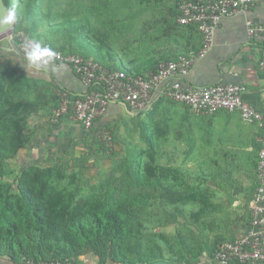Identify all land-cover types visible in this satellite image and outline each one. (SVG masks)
Returning <instances> with one entry per match:
<instances>
[{"label":"trees","instance_id":"16d2710c","mask_svg":"<svg viewBox=\"0 0 264 264\" xmlns=\"http://www.w3.org/2000/svg\"><path fill=\"white\" fill-rule=\"evenodd\" d=\"M39 1L20 0L16 3L19 19L26 26L22 27L19 21L15 29H23L34 39L63 53L80 54L77 51L83 47L80 44L76 46L77 39L75 41L74 38L82 36L87 26L85 22L73 18L57 23L49 22L47 29L53 33V37L61 33L54 40L38 32V18L35 15L39 10ZM137 1L142 6H149L152 1L165 5L159 17L147 24L163 37H173L176 44H179L177 51L189 54L200 49L193 47L191 50L188 45L180 43L178 37H184L185 32L194 34L197 29L176 23L178 0H169L170 4L165 0ZM102 4L103 0H89L85 16H95L96 8ZM106 4L108 7L112 2ZM21 6L23 10L19 9ZM48 17L49 14L44 15L46 21ZM110 29L117 28L111 25ZM65 36L67 40L64 38L59 42ZM88 37L83 36L85 39ZM94 37L99 41L97 45L104 46L111 56L108 32L96 28ZM170 57L166 54L163 60ZM149 61L153 66L155 58L145 60ZM108 66L117 69L114 65ZM123 67L129 74L145 71ZM61 91L65 90L56 91L46 85L36 86L31 80L16 75L7 79L5 72H0V259L13 264H21L25 260L35 264H49L53 261L84 264L82 256L91 253L97 258L98 264H156L160 261L194 264L192 261L198 259V253L192 246L185 245L183 251H178L176 258H166L157 241H145L143 238L142 218L146 205L161 199L176 203L184 197L183 193L170 185H163L156 175V168L151 164L145 166L146 173L143 174L130 159L125 164L115 162L102 181L89 185L98 194L95 199L76 196L75 192L65 193L64 188L59 189L55 182L66 177L65 170L59 164L42 166L30 163L20 169L12 180L7 179L14 171L9 160L31 140L33 131L29 127V118L39 112H52L58 107ZM150 160H154V156H150ZM163 170L164 167L159 168V172ZM76 176L75 172H71L68 179L74 182ZM76 190L79 192L83 187L77 186ZM187 195L188 199L199 201L203 206L212 205L208 201V194L197 185L192 186ZM200 212H193L192 215L198 216ZM157 235L163 237L162 234ZM220 243L217 240L212 246H207V257L214 258Z\"/></svg>","mask_w":264,"mask_h":264},{"label":"rangeland","instance_id":"374dc122","mask_svg":"<svg viewBox=\"0 0 264 264\" xmlns=\"http://www.w3.org/2000/svg\"><path fill=\"white\" fill-rule=\"evenodd\" d=\"M19 1L6 0L8 7H11L13 2L18 3ZM39 2V10L35 15L38 18L37 24L41 27V31L38 32L53 37V33L47 29L49 22L57 23L66 21L68 18L85 22L87 26L81 33L82 36L74 38L75 41L77 39L76 46L80 44L83 47L81 49L83 53L80 50L77 53L96 59L106 66L114 65L118 68L130 66L127 58L140 60L142 57H147L146 54L150 53L148 51L151 50V46L153 49L170 47L175 50L179 47L173 37H163L161 33L147 24L157 19L160 12L165 10L163 4L158 5L152 1L149 6H142L137 0H106L105 2L103 0L101 7L96 8L95 16L86 17L89 0H40ZM107 2H112V4L106 7ZM165 2L171 3L169 0ZM19 9L23 10L24 7L21 6ZM46 14L50 16L47 21L44 18ZM19 24L22 27L26 26L23 21ZM111 25L117 29L109 30ZM96 28L108 32L110 38L108 37L107 42L111 47V56L104 46L102 48L99 44L97 45L99 41L94 37ZM91 29L92 33L89 31ZM6 34L7 32H4L1 36ZM86 35L90 37L83 38ZM54 36L56 37L52 39L56 40L61 33L54 34ZM64 38L67 40L65 36L61 37L59 42H62ZM1 71L3 70L0 69ZM9 77L13 76L10 74ZM159 102L165 103L166 100L161 99L154 102L153 110L147 111L143 117L138 115L126 121L124 126L125 128L127 126V130L123 128L120 134H116L111 129L110 132L96 130L93 135L90 134L89 141L86 140L87 142L73 149L75 154L72 153L73 155L69 156L66 153L69 147L66 148L65 153H62V157L56 152L51 154L49 151L52 150H44L43 153L41 152L43 156L41 162L32 161L30 163L42 166L59 164L65 170L66 177L60 182H55L57 187L66 189L65 193L75 192L76 196L83 195L91 199H95L98 194L89 185L102 181L115 162L125 164L130 159L143 174L146 173L147 164L153 165L159 181L183 193L184 197L176 203L161 199L152 201V205H146L142 218L145 233L143 238L145 241H157L166 258H176L178 251H183V247L188 244L198 253V259L192 262L202 264V261L207 258V246H212L214 241L221 238L224 239L227 232H230L235 224H239L241 216L247 212L249 187L254 182L253 168L256 149L252 152L237 149L230 151L229 149L228 152L235 155L236 160L232 166H225L226 164L223 165L220 161L221 164H219L217 158L214 163L211 158L214 155L198 152L194 159L191 158L189 161L190 166L187 163L184 166L178 165V168H171L174 167L171 160H174L175 154L172 153L168 144L162 142L161 113L160 107L156 106ZM33 121L31 117L29 123ZM22 154L23 151L18 152L13 159L9 160L14 171L7 177L8 180H12L14 175L27 165L29 158L22 157ZM150 156H154V160L151 161ZM167 165L170 167H166ZM160 167L165 168L162 173L159 172ZM71 172L77 175L74 182L68 179ZM116 175H119V172H116ZM196 185L208 194V201L212 205L203 206V203L187 198L192 186ZM77 186L83 187V190L78 192ZM237 189H242V192L237 193ZM199 211H201L200 215H192L193 212ZM157 233L162 234L163 237L158 236ZM81 259L84 264H98L97 258L91 253L82 256ZM0 264L10 263L0 259Z\"/></svg>","mask_w":264,"mask_h":264},{"label":"crops","instance_id":"0c3cea01","mask_svg":"<svg viewBox=\"0 0 264 264\" xmlns=\"http://www.w3.org/2000/svg\"><path fill=\"white\" fill-rule=\"evenodd\" d=\"M247 19L264 23V0L245 13L221 19L215 31L213 43L207 53L203 57L194 59L187 74L161 81L153 98L175 79L180 80L186 87L206 86L219 82L244 84L247 89L243 93V98L264 115V40L248 36ZM40 28L39 26L38 31ZM184 34V37H178L181 44L188 45L191 50L193 47L195 49L201 47L202 40L198 31L194 34L188 32ZM13 48L15 52H13ZM150 49L148 51L150 53L146 54L147 57H142L140 60L135 59V62L130 61L134 59L127 58L130 65L127 67L146 71L153 69V66H156L158 61H162L166 54L171 55L170 58L182 54H171L170 52L173 53L177 50L170 49V47L153 49L151 46ZM81 53H83L82 50ZM153 55H156L154 56L155 63L151 66V61L145 62V60L152 59L153 57L150 56ZM26 64L24 55L17 51L10 39L0 41V69L3 70L1 72H5L7 79L10 74L24 77L31 80L36 86L46 85L56 91L63 89L71 98L81 96L88 89V86L67 64L53 62L48 66L46 72L30 70ZM116 68L124 69L125 67ZM156 106L160 107L162 142L168 144L172 153L175 154L174 160H171L174 167L171 168H178V165L184 166L187 163L190 166L189 161L191 158L194 159L198 152L214 155H210L214 163L217 158L218 162H223V165L232 166L236 160L235 155L228 152L229 149H231L230 151L237 149L248 152L256 149L253 168L254 182L249 187L250 193L246 202L247 212L241 216L239 224H235V227L227 232V236L220 239V242L235 239L245 231L249 220L248 201L254 190L260 130L255 125L243 122L236 112L218 111L213 114L198 115L191 113L184 104L169 100H166L165 103L159 102ZM147 111H133L126 104L111 102L107 113L96 121L90 130H85L69 115L63 116L58 123H53L51 121L52 112H39L31 116L34 119L29 123L30 129L33 131L31 140L19 152L26 153V155L22 154V157L29 158L27 165L32 161L41 162L43 160L41 152L43 153L44 150H52L49 151L51 154L56 152L62 157V153H65L66 148L69 147V151L66 153L70 156L75 154L73 149H76L77 145L89 141L88 138L90 134L93 135L94 131L110 132L111 129L116 134H120L123 128L127 130V126L126 128L124 126L126 121L136 118L138 115L143 117ZM92 137L94 138V136ZM220 162L219 164H221ZM237 190V193L242 192V189ZM210 259L212 258L207 257L202 261V264H215L213 259L209 261Z\"/></svg>","mask_w":264,"mask_h":264},{"label":"built area","instance_id":"2783aa9c","mask_svg":"<svg viewBox=\"0 0 264 264\" xmlns=\"http://www.w3.org/2000/svg\"><path fill=\"white\" fill-rule=\"evenodd\" d=\"M261 1L178 0L176 23L197 29L202 40L200 49L194 53L180 54L159 61L153 69L140 74H129L123 69L110 68L93 58L55 49L59 55L54 62L72 67L88 89L74 98L69 97L66 91H61V102L52 111L53 123L69 115L85 130H90L107 113L111 102L126 104L133 111H150L154 102L165 99L184 104L191 113L198 115L218 111L236 112L243 122L255 125L260 130L254 190L248 201V224L241 235L219 244L213 258L215 264H264V115L243 98L247 89L244 84L219 82L186 87L180 80L175 79L155 98L153 96L161 81L187 74L194 59L207 53L221 19L245 13ZM246 28L249 37L264 40V23L247 19ZM5 32L7 34L4 36H1L4 32L0 34V41L10 39L21 54L25 52L23 46L26 42L38 41L23 29H15V25ZM21 264L35 263L25 260ZM49 264L70 262L53 261Z\"/></svg>","mask_w":264,"mask_h":264},{"label":"clouds","instance_id":"9594fccd","mask_svg":"<svg viewBox=\"0 0 264 264\" xmlns=\"http://www.w3.org/2000/svg\"><path fill=\"white\" fill-rule=\"evenodd\" d=\"M17 4L12 3L11 7L5 8V14L0 16V29H5V26H12L19 20ZM25 52L24 59L27 64L26 67L30 70L46 72L50 64L57 58L58 53L55 49L42 45L39 41L26 42L24 44ZM13 52L15 49L13 48Z\"/></svg>","mask_w":264,"mask_h":264},{"label":"water","instance_id":"95a60500","mask_svg":"<svg viewBox=\"0 0 264 264\" xmlns=\"http://www.w3.org/2000/svg\"><path fill=\"white\" fill-rule=\"evenodd\" d=\"M7 2L6 0H0V16H3L5 14V8H7ZM15 25V24H14ZM14 25L12 26H5V29H0V34L5 32L6 30H8L9 28L13 27ZM156 264H179V263H176V262H167V261H160Z\"/></svg>","mask_w":264,"mask_h":264}]
</instances>
